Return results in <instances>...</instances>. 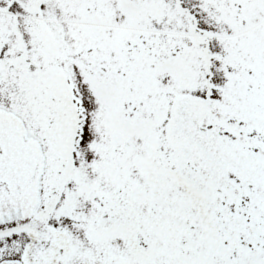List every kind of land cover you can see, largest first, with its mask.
Listing matches in <instances>:
<instances>
[{"label":"snow or ice","instance_id":"snow-or-ice-1","mask_svg":"<svg viewBox=\"0 0 264 264\" xmlns=\"http://www.w3.org/2000/svg\"><path fill=\"white\" fill-rule=\"evenodd\" d=\"M0 264H264V0H0Z\"/></svg>","mask_w":264,"mask_h":264}]
</instances>
